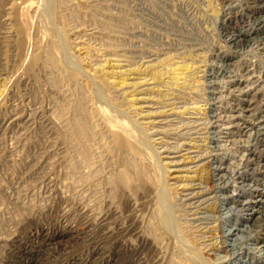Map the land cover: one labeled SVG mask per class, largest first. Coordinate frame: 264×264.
I'll return each instance as SVG.
<instances>
[{
    "label": "rangeland",
    "instance_id": "obj_1",
    "mask_svg": "<svg viewBox=\"0 0 264 264\" xmlns=\"http://www.w3.org/2000/svg\"><path fill=\"white\" fill-rule=\"evenodd\" d=\"M262 1L0 0V264H103L112 252L120 264H264V222L234 231L254 221L228 197L264 192L260 43L219 73L229 31L257 22L231 28L230 14ZM240 235H253L249 255Z\"/></svg>",
    "mask_w": 264,
    "mask_h": 264
},
{
    "label": "bare ground",
    "instance_id": "obj_2",
    "mask_svg": "<svg viewBox=\"0 0 264 264\" xmlns=\"http://www.w3.org/2000/svg\"><path fill=\"white\" fill-rule=\"evenodd\" d=\"M260 2V1H259ZM246 11H248L246 13ZM245 12H240V13H236V14H230L228 20L230 22V24L228 26H230L231 28H235V26H233L234 23H237V22H246V20L250 17L252 18H255L257 19V22L255 23L254 26L250 27L249 29H244L241 28L239 30H235L233 29L232 31H229L231 32L230 36H229V41H230V46L232 48H234L233 51H231V53H229L228 55H225L228 57V60H226L224 62V64H222L221 68H220V75H226L228 73V67L231 66L233 63L232 61L234 60V58H236V53L251 45L252 43H255V42H258L260 43L259 45L261 46L260 50L262 51V56H264V0L261 2V3H257V4H251L249 5V7L247 8ZM229 13V12H227ZM251 20V19H250ZM240 25V24H239ZM242 25V24H241ZM238 27V26H237ZM225 60V59H224ZM71 61V60H70ZM145 61V60H144ZM233 66V65H232ZM208 79V78H207ZM214 81V80H213ZM237 81V82H236ZM259 80L257 79L256 82H258ZM219 82V81H218ZM255 82V80H254ZM244 82L241 81V80H232L231 81V85L233 87H240ZM213 85L215 86V82H213ZM232 87V88H233ZM239 90V89H238ZM164 95V94H163ZM254 95V94H252ZM244 97H249L251 96V93L249 92H244L243 94ZM171 103V102H170ZM250 103L248 106H244L242 103H240L241 107H239V109H236L237 107H233L231 108L232 109V112L237 110V112L241 111L240 109H242V111L244 110H251V107L253 105V102H248ZM80 107V106H79ZM167 107V106H166ZM192 107V106H191ZM250 107V109H249ZM82 108V107H81ZM152 108H155L152 107ZM171 108V107H170ZM194 108V107H193ZM169 109V108H168ZM85 110V109H84ZM150 110V109H149ZM171 110V109H169ZM197 111V110H196ZM264 113V110H262ZM83 112V111H82ZM81 112V114H82ZM166 112V111H165ZM245 112V111H244ZM86 113V112H85ZM145 113V112H144ZM235 113V112H234ZM215 114V113H214ZM88 115H86V118H87ZM82 118V117H81ZM85 119V118H84ZM231 121H229L230 123L234 124V127L238 126L241 122V125L242 126H245V124L247 123L246 119L243 118L242 115L238 114H234L232 115ZM262 120V119H261ZM166 121H167V118L166 117H161V116H157L155 119H153V123L156 125V126H163V124H166ZM172 121V120H171ZM170 121V123H171ZM88 122V121H87ZM86 122V123H87ZM132 123V122H131ZM79 124V123H78ZM84 124V123H83ZM85 125V129H86V132L89 130L87 129V126L86 124ZM137 125V123H136ZM154 125V126H155ZM77 128V127H76ZM247 128V126L245 127ZM84 129V128H83ZM121 129V128H120ZM257 134H258V137H261V136H264V115H263V120L261 121V123L258 124V128H257ZM90 131V130H89ZM168 131V130H167ZM154 132H158V128L154 131ZM188 133V132H187ZM192 133V132H191ZM244 133V130L243 129H236V131L234 130H230L228 132V136L227 138L230 139L231 141H236V138L238 137H242ZM90 135V134H89ZM81 136V135H80ZM86 136V135H85ZM256 137V138H258ZM207 139V138H206ZM209 139V138H208ZM261 139H264V138H261ZM82 140V139H81ZM258 140V139H257ZM88 141V140H87ZM94 141V140H93ZM139 141V140H138ZM261 141V140H260ZM72 142V141H71ZM259 140L256 141V143L252 144L251 147L255 146L256 144H258ZM78 143V142H77ZM140 144V142H138ZM82 144V143H81ZM90 144V143H89ZM88 144V145H89ZM143 145V143H141ZM78 145V144H77ZM74 146V145H73ZM217 148V147H216ZM239 148V147H238ZM253 149V148H252ZM87 148H86V145H82L81 147V151L83 152L84 154V157H87ZM249 150V154L251 155L252 153V150L251 149H248ZM167 152V150H162V152ZM194 151V150H193ZM73 152V151H72ZM80 153V152H79ZM94 153V152H92ZM168 154H173L171 152H168ZM75 155V154H73ZM161 156V155H160ZM167 157V156H166ZM170 155H168V159H170V161L168 162L169 164H172V165H176V162L174 161L175 157H171L169 158ZM203 157V156H202ZM206 157V156H205ZM252 157V156H251ZM250 157V158H251ZM76 158V157H75ZM246 158V157H245ZM85 159V158H84ZM196 162H197V167L199 166H202V165H199L200 162H202L201 160L203 159H195ZM256 160V159H255ZM76 161V160H75ZM162 161V160H161ZM90 162V161H89ZM194 162V161H193ZM256 162V161H255ZM162 163V162H161ZM76 164V163H75ZM207 164V163H206ZM257 164V163H256ZM204 165V164H203ZM245 165V164H244ZM259 165V163L257 164V166ZM87 166V165H86ZM91 166V165H90ZM229 166V165H228ZM248 166V165H247ZM78 167V166H77ZM92 167V166H91ZM220 167V166H219ZM241 167V166H240ZM262 167V166H261ZM80 168V167H79ZM214 168V167H213ZM227 168V167H226ZM226 168H221L222 170H226ZM255 168V167H254ZM253 168V169H254ZM166 168H164L165 170ZM256 169V168H255ZM264 170V169H263ZM255 171V170H254ZM75 172V171H74ZM84 172V171H83ZM260 172V171H259ZM79 174V173H78ZM85 174V173H84ZM130 174V173H129ZM132 174V173H131ZM82 175V174H81ZM80 175V176H81ZM89 175V174H88ZM94 175V174H93ZM79 176V177H80ZM91 176V175H90ZM120 177V176H119ZM130 177V176H129ZM224 177V176H223ZM239 177L241 179V182L244 183V185H248L249 188L251 189H258L259 188V185L256 181L252 180L251 178L247 177L246 175L242 174V172H239ZM123 180L126 181V179L128 178V175H124L122 176ZM131 178V177H130ZM260 178V177H258ZM86 180V179H85ZM92 180V179H91ZM121 180V179H120ZM129 181V180H128ZM132 181V180H130ZM258 181V180H257ZM123 182V181H122ZM238 182V181H236ZM262 182V186H264V181H261ZM111 185V184H110ZM127 185V183H126ZM199 186V185H198ZM196 187V186H195ZM230 187V186H229ZM242 187V186H241ZM226 190H229L228 187H225ZM115 189V188H114ZM121 189V188H120ZM126 189V188H125ZM196 190H193V191H196L194 193H188V194H183L184 197H185V200L186 201H190L192 200L194 197H200L201 193H202V190L200 187H197L195 188ZM164 192V191H163ZM161 194V195H160ZM160 202H161V205H162V209L163 212L165 211V214L163 216V223L168 226L170 229L169 231H171L172 229L175 230V226H174V223L172 222V220L170 219V214L168 213L169 211V206L168 204L166 203L165 201V198L166 197H163L162 196V193H160ZM232 194V193H231ZM204 195H207V192H204ZM253 195V194H252ZM231 201H235L236 204L240 207L239 208V211L240 213L242 212H246L248 210H250L251 212H246L247 216L246 219H250V220H253L254 222L256 221V223L254 224V226H252V224L254 223H245L243 224L244 227H235L234 228V231H238V232H243L245 231L246 233L247 232H252L254 231V228L255 227H258L260 226V224L262 222H264V214L262 212V210L264 209V192L260 195H258L256 198H253L250 194L246 192H243L242 193H237V194H232V195H229L228 196ZM255 197V196H254ZM201 199V198H200ZM18 200V199H17ZM203 200V199H202ZM199 201V200H198ZM206 202L207 201V197L204 198L203 202ZM159 202V203H160ZM202 202V201H201ZM194 203V202H193ZM191 204V203H190ZM196 204V203H195ZM189 205V204H188ZM192 206V205H190ZM194 207V206H193ZM264 211V210H263ZM255 214H259V215H256V216H253ZM245 215V214H244ZM242 217V215H241ZM245 217V216H244ZM245 219V218H244ZM244 219L243 222H244ZM91 221V220H90ZM95 221V220H94ZM249 221V220H248ZM198 222V221H197ZM241 223V222H240ZM232 226V225H231ZM71 228V227H70ZM91 229V228H90ZM178 228H176L177 230ZM74 230V229H73ZM103 230V229H102ZM175 230V231H176ZM256 230V229H255ZM46 231V230H45ZM87 231V230H86ZM108 231V230H107ZM106 231V232H107ZM73 232V231H72ZM177 232V231H176ZM175 232V233H176ZM86 233V232H85ZM117 233V232H116ZM124 233V232H122ZM256 233V232H255ZM71 234V233H70ZM99 234V233H98ZM178 234V233H177ZM204 234V233H203ZM35 235V234H34ZM238 235V233L236 234ZM251 235V234H250ZM244 236V235H240L239 238H242L240 239V248H239V255H243V254H247L249 255L250 254V249H251V246H250V241L253 239V235L252 236ZM229 236V235H228ZM116 237V236H115ZM177 237V236H176ZM181 237V236H180ZM215 237V236H214ZM114 238V237H113ZM40 239V238H39ZM102 239V238H101ZM17 240V239H16ZM47 240V239H46ZM205 240V239H204ZM234 240V239H233ZM44 241V240H43ZM182 241V240H181ZM63 242V241H62ZM89 242V241H88ZM40 243V242H39ZM43 243V242H42ZM58 243V242H57ZM66 243V241H65ZM53 244H55L53 242ZM111 244V243H110ZM48 245V244H47ZM60 245V244H59ZM207 245V244H206ZM225 245V244H224ZM40 246V245H38ZM44 247V246H43ZM61 247V246H60ZM100 247V246H99ZM225 247V246H224ZM55 248V247H53ZM191 248V247H190ZM39 249V248H38ZM94 249V248H93ZM118 249V248H117ZM257 249V248H256ZM28 250V249H27ZM32 250V249H31ZM34 250V249H33ZM97 251V250H96ZM206 251V250H205ZM59 252V251H58ZM236 253V252H235ZM14 254V253H13ZM12 254V255H13ZM48 254V253H47ZM91 254V253H90ZM37 254H32V255H28V258L27 260L25 261L26 264H38V260H37ZM58 255V254H57ZM89 255V254H88ZM24 256V255H23ZM235 256V255H234ZM25 257V256H24ZM95 257V256H94ZM116 255L114 254V252L110 253L109 256L105 257L104 259V262L103 264H120L118 263L117 259L115 258ZM240 258L242 256H239ZM42 259V258H41ZM53 259V258H52ZM74 259V258H73ZM93 259V258H92ZM61 260V259H60ZM218 260V259H217ZM42 261V260H41ZM68 261V260H67ZM98 261V260H97ZM219 261V260H218ZM222 261V260H221ZM245 261V260H244ZM71 263V262H70ZM68 263V264H70ZM221 263V262H220ZM238 263V262H237ZM72 264V263H71Z\"/></svg>",
    "mask_w": 264,
    "mask_h": 264
}]
</instances>
